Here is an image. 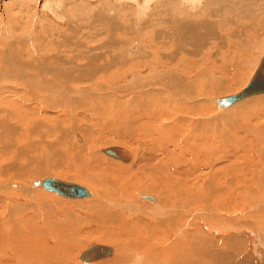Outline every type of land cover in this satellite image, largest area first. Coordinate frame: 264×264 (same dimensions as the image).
Instances as JSON below:
<instances>
[{
	"label": "bare ground",
	"instance_id": "bare-ground-1",
	"mask_svg": "<svg viewBox=\"0 0 264 264\" xmlns=\"http://www.w3.org/2000/svg\"><path fill=\"white\" fill-rule=\"evenodd\" d=\"M68 1L77 0H0V86L14 87V89L4 88V92L8 91L14 95L11 102L8 101L7 96L1 97L0 93V109L4 111L5 119L8 120L6 123L0 120V145L4 146L3 139L7 141L5 146L8 148L4 147L5 151H0V195L11 196L0 204L1 215L5 218L0 225V262L6 259L9 264H15L16 258L23 261L52 256L58 257L62 264H69L74 251V240L80 245L84 243L80 235L85 232L83 230L81 234L79 233V223L82 224L83 229L92 225H98L102 229L112 226L118 231L117 242L125 241L132 249L140 251L144 250L152 239L166 243L167 251L160 252L156 256L152 255V259L160 255L167 259L169 264H189V250L190 248L193 250L196 245L200 248L205 245V250L224 246V242L214 236L205 238L206 234L203 232V228L206 226L208 228L210 224L211 229L210 227L209 229L212 234L216 229L222 228L223 222L228 221V217L223 216L220 206L214 201L216 198L214 191L222 193L227 191L230 195L229 200L235 199L231 190L218 187L217 180L227 172L232 174L236 166L233 164L231 167L225 157L217 159V154L219 150L224 152L222 150L224 148L228 150L227 143L232 142V124L239 122L238 114L236 111L226 115L219 113L246 100L264 95H255L228 107L221 105L223 98L241 93L258 69L264 55L250 77H246L247 65L254 61L255 52L264 46L261 44L263 38L258 37L261 31H256L254 36L252 34L248 36L250 27L241 26L238 32L235 29L230 34V38L232 43L235 39L244 38V41L247 39L248 45H227L226 40L221 38L222 32H218L215 26L204 24L201 7L197 9V13L195 12L196 15L190 16L189 8L193 7L195 10V7H199L204 0H124L120 4H116L117 0H115L116 7L124 6L130 1L138 2L136 4L141 8L139 13L137 12L136 22L141 25V29L145 30L151 26L155 31L154 35L151 34V39L137 38V40L130 36L128 39L115 38L117 42L110 39L99 45L100 47L93 48L96 53L101 51L103 54L104 50L111 58L116 57L117 62L111 69H117V76L115 75L117 78H110L114 82H118L126 70L137 69L140 73L142 68L145 70L143 79L133 83L127 81L124 84L122 94L126 95L119 98L120 101L113 97L103 99L105 95L99 94L103 88L98 85L100 79L96 74L104 72L95 71L94 57L87 58L92 62L85 66L90 72L81 71V74H78L79 71H74V74L63 66L71 64L70 62L73 64L76 60L70 61L63 52L55 49L56 45H53L56 55L42 53L44 43L47 44L44 40L46 33L58 37L55 41L60 48L68 44L70 39L62 38L63 33L60 31L62 26L53 21L62 18L63 7ZM86 1H95L93 6L104 4V0ZM152 2L158 5H154L155 12L149 16V12L146 14L144 12L150 10ZM236 2L237 7L244 9L249 1L236 0ZM115 6L107 7L102 11L92 9L91 18L93 15L103 17L101 19L103 24H108L111 28L107 31L109 33L110 30L112 32L122 30L124 34L132 31L131 27H135L137 23L133 22L134 24L131 25L125 20L120 25L115 20L120 13ZM9 7L19 8V12L13 14L10 19L7 18ZM56 8L58 10H55ZM254 8L258 13L264 10L263 5L257 4ZM242 9L240 10L244 16H248L249 12ZM125 12L128 13L129 9ZM143 13L145 16L142 15ZM154 16L159 18L154 19ZM15 17L26 20L17 21L14 20ZM258 18L263 17L258 16ZM262 26L264 27V22ZM41 29H47L44 36L43 32L39 34ZM255 29H259V24H256ZM52 31L55 32L50 33ZM17 32L22 33L25 39L15 40ZM3 34L7 35L6 39H3ZM202 35L208 37V42L205 44H202ZM14 43L23 47L28 45L25 48H29L33 54L31 52V55L25 58L20 53V51L24 52L21 49L17 50V55ZM51 47L52 45L48 43L49 50ZM74 47L79 46L75 44ZM86 51L93 50L87 45ZM91 77L97 78L96 85ZM228 82L234 85L243 82L245 86L234 94L223 95L221 90L227 88ZM86 83H91V86H86ZM129 84L131 85L127 88ZM5 105L8 107L6 108ZM212 106L216 111L211 109ZM76 111L93 113L97 115L96 117L112 112L111 117L117 121L114 122L115 126L108 125V128L113 127V135L121 133L131 135V140L140 151V158L136 160L130 150L121 146L99 149L104 157L113 162L120 161L124 163L122 165L132 162L128 167L118 168L114 163L102 162L99 159L98 150L94 149L90 138H86L83 147L78 146L76 140L79 133L74 127L75 122L66 118L61 120L63 116L61 114L70 118ZM200 114L201 117H198ZM209 115L211 118H208ZM220 116L225 122L226 130H231L229 135L222 130L223 127L214 125ZM214 117H216L215 121L212 120ZM73 118L75 119L76 116ZM206 118L209 121L207 123L203 121ZM209 125L212 126L211 131L206 130ZM17 128L24 130L20 138L30 142L29 148H24L25 145H19L16 138H12ZM233 128L235 135L236 129L234 126ZM81 132L86 136L90 134V130L86 128ZM256 133V129L250 128L247 131V139L250 138V134L254 137ZM247 139L243 138L244 143L249 147L251 142ZM26 149H29L28 152ZM109 149L116 151L118 158L111 156L108 153ZM66 156L71 162L69 171L82 175L100 192L99 197L97 201L84 205V213L77 217L64 211L66 208L64 201L60 202L62 210L59 215H43L44 209L37 205L38 199L46 194H57L46 191L39 183L48 178L63 183L70 182L46 176L43 180H34V183L32 181L31 185L33 184L37 191L35 193L34 190L33 192L28 190V187L19 180L24 181L27 174L48 173V170L56 166L65 169L68 166L64 161ZM40 158H43L44 162ZM20 159L23 160V164L20 163ZM37 161L43 162V165L40 163L38 165ZM263 165L264 161L254 164L261 175H264ZM183 167L188 170L182 179L185 188L179 190L175 186L171 188L170 184H174V179L178 180L179 177V174L175 177L173 171ZM106 172H114L116 177L109 179L104 175ZM190 177L195 179V183L185 182V179ZM123 178L127 180L121 185ZM253 183L251 189H255V186L264 187V179L261 180L260 174L255 175ZM84 188L89 192L86 197L68 200L92 198L93 192ZM138 188L156 194L155 197L150 195L142 198L150 202L157 199V203L145 208L140 206L138 195L137 198L129 196V192ZM98 192L95 194V199ZM52 212L57 213L58 208H54ZM29 213L33 214L32 217L27 216ZM57 218H61L62 221L56 222ZM38 221L44 222L45 226L42 223V226L37 224ZM185 222L187 225H184ZM198 224L202 225L201 232L196 228ZM192 228L194 231L191 234ZM195 232L199 235H195ZM99 235L103 236V233L100 232ZM74 236L75 239L71 240L70 238ZM190 243L191 246H188ZM92 246L107 247L111 249L109 256H113L112 258L115 256L112 247L99 244ZM22 249L24 254H20ZM139 254L145 255L142 252ZM37 255L39 256L36 257ZM81 255L80 260L84 263L102 259L86 262L81 259ZM191 255L193 256L192 253ZM117 258L130 257H125L124 252L118 251ZM192 261V264H197ZM113 262L115 263V260Z\"/></svg>",
	"mask_w": 264,
	"mask_h": 264
},
{
	"label": "rangeland",
	"instance_id": "rangeland-1",
	"mask_svg": "<svg viewBox=\"0 0 264 264\" xmlns=\"http://www.w3.org/2000/svg\"><path fill=\"white\" fill-rule=\"evenodd\" d=\"M123 1L124 0H117L116 4H120ZM158 1H161V0H158ZM247 1H249L248 3H246L247 7L242 9V8H239L240 6L239 7L236 6L235 4L237 3L236 0H206V1L204 0L201 2L199 7H195V10L193 9V7H190L189 13H190V16L193 17L194 15H196L197 9L199 10L201 7L202 19H203L204 24L212 26V27L215 26V29L218 32H222L223 35H221V38L226 40L225 43L227 45H231V44L237 45V46L248 45L249 42L247 41V39L245 40L246 42L244 41V38L235 39L232 43V40L230 38V34L235 29H237V32H238V30L241 29L240 28L241 26L245 28L250 27V30L247 32L248 36H250L251 34L252 36H254L256 34V31L257 32L261 31L258 34V37L261 39L263 38L261 44L264 45V33H263L264 27L262 26L264 22V19H263L264 10H261V13H258L256 9L254 8L257 4L264 6V0H247ZM130 2H127L125 3L124 6H120V7L115 6L116 5L115 0H107V1L104 0L103 2L104 4L100 6L98 5L93 6L95 1L90 2L86 0H77L76 2L75 1L66 2L65 6L68 9L65 6L63 7V11L61 14L62 18L61 19L56 18V19H53V21L54 23L62 26L61 27L62 29L60 30L63 33L62 38H69L70 40H68V44L66 46L60 48L57 45V42L55 41L57 40L58 37H56V35L47 34L46 33L47 29H41L39 31V34L43 32L42 35L44 36L46 33L44 40L47 43V44L44 43L42 53L56 55L55 49H59L61 52H63V54H65L67 58H69L70 61H72L71 59L76 60L75 63L72 64V62H70L71 64L69 65L66 64L63 67L66 68L67 70H71L73 73L74 71L75 72L79 71L78 74H81V71L85 73L87 71L90 72L88 70L89 68H86L85 66L88 65V63H92V62H90L87 58L94 57L95 60L93 62L94 63L93 67L95 71L101 70L104 72V73L100 72L96 74V76L99 77L100 79L98 80L100 82L98 85H100L103 88L102 90L99 89L100 90L99 94L105 95V97H102L103 99L107 97H113L114 99L120 101L119 98H121L123 95L124 96L126 95V94H122L124 90V87H123L124 84L127 81L133 83L136 80L143 79L145 77L144 68H142L141 73L138 72L137 69L129 70V71L126 70L124 74L121 75L120 80L118 82H114L110 78L112 77L117 78L116 77L117 69L115 70L114 68L111 69L113 64L117 62V59H115L116 57L111 58L109 55L105 54L104 50L102 51L103 54L101 53V51L99 53H96L93 48L100 47L99 45L104 44L105 41H109L110 39L113 42L114 41L117 42L115 38L119 39V38L127 37L128 39L131 37V38H136V39L138 38L140 40L141 39L142 40L151 39V36L154 35L153 32L155 30L153 31L152 30L153 28L151 26L147 27V28H151L150 30L147 28L145 30L144 28L141 29V25L138 22H136L137 21L136 18L138 15L137 12L139 13L141 7H138L139 5L136 4L138 3L136 1L135 2L130 1ZM155 4L158 5V3L152 2L149 7L150 10L145 11L144 13L146 14L147 12H149L150 13L149 16L152 13H154L155 11L153 7ZM164 4L166 5V3ZM167 4L171 5V3H167ZM31 6L32 5H30V7ZM114 6L116 10L120 12L119 16L115 20L118 21L120 25H122L125 20H127L131 25L134 24L133 22H135V24L137 23L136 25H134L136 28L132 26L131 27L132 31H129L126 34H124L122 30H116L113 32L112 30H110L111 32L109 33L107 31L108 29H111V28L109 27L108 24L107 25L103 24V21H101L103 17L100 18L96 15H93V18H91L92 12H93L92 9H94V11L95 10L102 11L106 9L107 7H114ZM127 9H129L128 13L125 12V10ZM240 9H242L245 12H249L248 16H244V13ZM55 10H58V9L56 8ZM7 11H9L7 18L10 19L13 17V14H17L19 12V8L9 7ZM144 13L142 15L145 16ZM49 14L50 13H48V15ZM130 15H133V16H130ZM49 16H51V14ZM258 16L263 17V18L257 19ZM155 17L159 18V16L158 17L154 16V19ZM20 19L24 21L26 20L24 18H17V17H15L14 20L18 21ZM154 23H156V21ZM256 24H259L258 30L255 29ZM110 25L112 24L110 23ZM159 26L160 25H158V27ZM99 29L101 30L99 31ZM134 29H136L137 31ZM126 31H128V29H126ZM54 32L55 31H52L50 33H54ZM6 36H7L6 34H3V39H6L7 38ZM115 36H118V37H115ZM202 38H203L202 44H205L208 42L207 36L202 35ZM23 39H25V36L22 33L17 32L15 36V40H23ZM118 41L120 42V40ZM48 43L52 45L50 50L48 49ZM75 44H78L79 47L75 48L74 47ZM14 45L16 46L14 49L16 50L17 55H18L17 50H21V49H23L24 52L20 51V53H22V55L25 58H27L28 55H31L32 51L29 48H25V47H28V45H24L25 47H23L22 45L15 44V43ZM53 45H56L55 49H53L54 47ZM87 45L93 51H86ZM68 46L70 47L68 48ZM258 50L259 51H256L255 54L253 55L254 61H251L249 65H247L246 67L247 68L246 77L252 74V71L258 64L260 58L264 55V46ZM213 52H215V50ZM113 70L115 71V73L113 72ZM110 72H113V73H110ZM91 79L92 81H94V84H95V81L97 78L91 77ZM131 84H129L127 88H129ZM85 85L91 86V83H86ZM227 85H228L227 88L221 90V92H223L222 93L223 95L234 94L237 91H239L242 87L245 86L243 82H240L235 85L232 84L231 82H228ZM5 87L9 89H14V87L10 88L8 87V85L0 86L1 97L7 96L8 101L11 102L14 99V95L8 91L4 92ZM78 89H80V87H78ZM152 90L154 91V88ZM209 97H212V96H209ZM214 99L215 98L213 97V100ZM5 107L7 108L8 105H5ZM211 109L213 111H216V109H214L213 106L211 107ZM233 111H236V113L238 114L237 120L239 122H235L232 124V142L227 143L228 150H225V148L222 149L224 152L219 150V153L217 154V159L221 157H225L227 163L229 162L228 164H231V167L233 164L236 167H234V172L232 174L231 173L228 174L227 172L226 174L221 175L218 178L217 182H218V187L220 188L222 187V189H225V190H231L234 193L235 199L229 200L230 195L228 194L227 191L223 193L219 191H214V194L216 195V198H214V201L217 205L220 206L219 209L221 208V211L223 212V216L228 217V221L223 222L224 224H222V228L221 227L219 228L221 231H219V229H216L215 232H213L212 234L210 232V229H211L210 224L208 225V228L207 226L203 228V232L206 234L205 238H212V236H214L216 239H220L222 242H224L223 243L224 246L217 247L216 249L208 248L205 250V245L202 246V248L196 245L194 246V249L196 248L195 249L196 253L194 252V249L191 250L192 248H190L189 250L190 263L188 262L189 264L193 263L192 260H194V262H197V264H200V262H203L201 264H221V263L222 264H264V187L255 186V189L250 188L252 187L251 185L254 184L253 181H254L255 175L260 174L261 180L264 179V175L263 174L261 175L259 170L254 167V164H258V161H261V162L264 161L263 160L264 159V95L257 96L249 100H246L240 104L235 105L234 107H232L231 109L227 111H222L219 114L226 115ZM0 113H2L0 114L1 122L6 123L8 120L5 119L4 111L0 109ZM64 113H66V111H64ZM111 114L113 113L110 112V114L106 113V114L96 117L97 115L93 113L76 111L74 112V115L70 118L65 117L64 114H61L63 115L61 116V120L72 119L75 122L74 127L79 133V134L77 133L78 139L76 140V144L78 146L83 147L85 144L86 138H90V141L94 149L98 150L99 159H101L102 162H110L112 164L114 163L115 165H117L116 167L118 168H122L123 166L128 167L132 162L129 163L128 165H122L124 163L120 161L119 162L121 164L117 161L113 162V160L107 159L99 152V149L107 147V146H121V147H124L130 150L133 153V156L136 160H138L141 156V154H139L140 153L139 149L135 146V143L131 140V137H132L131 135L129 136V135H125L122 133L119 135H113V127L108 128V125L115 126L114 122L117 120L115 118H112ZM201 115L202 114H200L198 117H201ZM75 116L76 118L74 119L73 117ZM221 117L222 116H220L216 121H215L216 117L212 118V120L214 119L213 121H215L214 125L223 127L222 130L229 135L231 130L229 131L226 130L225 122L223 121ZM208 118H211L210 115L208 116ZM208 118L203 119V121L206 123L209 122L207 121ZM233 126L236 129L235 135H234ZM84 128L90 130V134H87L89 137L84 135L81 132V130H83ZM250 128L251 129L254 128V130L256 129L257 133L255 134L254 137L252 136V134H250V138L247 139L248 137L247 131ZM206 130L211 131L212 126L210 125L207 126ZM23 134H24V130L22 128H17L15 133L12 135V138L13 139L16 138V142L19 145L21 146L25 145L24 148H29L28 146L30 145V142L26 140L25 138L23 139L20 138V135H23ZM243 138L247 139L248 142L249 141L251 142L249 147L247 146V143H244L245 140H243ZM78 140L80 142H78ZM2 141H3L2 144L4 146L1 147L0 145V151H5V148L8 149L5 146V144H7V141L3 139ZM26 144H27V147H26ZM147 144H145V146H147ZM26 150L28 152L29 149H26ZM40 153L41 152H39L38 155H40ZM258 157L260 158V160ZM40 160L44 162L43 158H40ZM64 161L68 163V166L65 167V169H62L56 166L52 170H48L49 171L48 173H44L41 175H37L36 173L27 174V176L23 179L24 181L19 180V182L20 183L22 182L23 184H25L26 187H28L27 188L28 190H31L32 192L34 190V192L37 193L33 184L31 185L32 181L34 183L35 181H38L39 179L43 180V178H45L46 176L47 177L50 176V177L62 179L63 181H67L70 183H76V184L82 185L88 188L89 190H91L94 196L92 198L81 199V200H68V198H65V199L60 198L59 196L52 194V193L48 195L46 194L44 197H40L39 199L37 198L38 199L37 205L44 209L42 211L43 215H56V214L59 215L62 210V205L60 204V202L64 201L63 202L65 204L64 207H66L64 211H68L70 214L77 217V215H82L84 213L83 212L84 205H88L90 204V202L97 201L99 197L100 192H98V190H96V188L93 187L91 183L86 181V179H84L82 175H78L74 171H69L68 168L70 167L71 162L68 156L65 157ZM22 162L23 160L20 159V163ZM39 163L40 161L38 162V165L40 164L43 165L42 163L40 164ZM263 168H264V165L262 169ZM187 171L188 170L186 167L180 168L177 171H173V175L177 177L176 175L179 174V177H178V180L174 179V184H170V187L172 188V186H175L178 190L180 188H185V183L183 182L182 179L184 176H186L185 173ZM104 175L107 176L109 179H114L116 177V173L114 172H109V173L106 172ZM121 180H122L121 185H123L125 184L127 178H123ZM185 182L187 184H193L195 183V179L193 177L186 178ZM30 185L34 189H32ZM257 188H260V189H257ZM96 192H98V194L95 199ZM145 193H151V194H145ZM150 195L155 197L156 194H153V192H150L148 190H144V188H138L132 192H129V196H133V197L137 196L140 198L139 205L142 206L143 208L148 207L149 205L155 204V202L157 201L156 199L154 202H150L142 198L143 196H150ZM10 197H11L10 195H6V196L0 195V204L1 202L7 201V199H9ZM73 203H77V204H73ZM54 208H58L57 213L52 212ZM191 214L192 212H190L189 215ZM32 215H33L32 213H29L27 216L32 217ZM3 219L5 218L1 215V211H0V225ZM61 221L62 219L60 218L56 222L59 223ZM41 223L44 224L43 226H45L44 222L42 221L37 222V224L42 226ZM184 225H187V223L185 222ZM201 227L202 225H199V224L198 226H196L199 232L202 231ZM79 229L81 230V232L79 230L80 234L83 232V230L85 232L80 235V238L83 240L84 243L83 245H80V244L75 243V240H74V251H73L72 258L69 260V264H161L162 262L163 264H169L167 259L165 260L163 256H160V255L157 256V258L152 259V255L156 256V254H159L160 252L167 251L166 243H161L157 241L156 239H152V241L147 243L146 248L140 251L137 249H132L125 241L117 242L119 240L117 236L118 231L114 229L112 226H109V227L106 226L102 229L98 225H92V226H88L85 229H83L82 224L79 223ZM193 231L194 229L192 228L191 234L193 233ZM100 232L103 233V236L99 235ZM195 235H199V233L195 232ZM70 239L71 240L75 239V236L71 237ZM232 240H235V241L233 242ZM230 242L232 243L230 244ZM94 244L96 245L99 244L103 246L106 245V246H109L110 248L111 247L114 248L115 250L114 258H112L113 256L110 257L111 256L110 255L109 257H106L104 259L102 258L92 263L82 262L80 260V255ZM188 246H191V243L190 245L188 244ZM118 251L124 252L125 257H130V258H127V259L117 258ZM140 252H142L145 255H140L139 254ZM191 253L193 254V256L191 255ZM20 254H24L23 249L20 251ZM38 256L39 255H37L36 257ZM217 257L219 259H217ZM40 258L41 259L39 260L30 259V260H23V261H20V259L16 258L14 259V263L15 264H21V263L22 264H62L61 261L58 259V257L54 258L52 256H41ZM114 260H115V263L113 262ZM119 261L120 263H118ZM0 264H9V263L6 261V259H4L3 262H0Z\"/></svg>",
	"mask_w": 264,
	"mask_h": 264
},
{
	"label": "water",
	"instance_id": "water-1",
	"mask_svg": "<svg viewBox=\"0 0 264 264\" xmlns=\"http://www.w3.org/2000/svg\"><path fill=\"white\" fill-rule=\"evenodd\" d=\"M259 94H264V57L248 86L239 94L223 98L221 105L228 107L236 102ZM108 153L111 156L118 158V153L116 151L109 149ZM39 184H42L44 189L68 199L84 198L89 194V192L80 185L63 183L55 179L48 178ZM110 254L111 249L107 247L92 246L81 255V259L87 262L107 257Z\"/></svg>",
	"mask_w": 264,
	"mask_h": 264
}]
</instances>
